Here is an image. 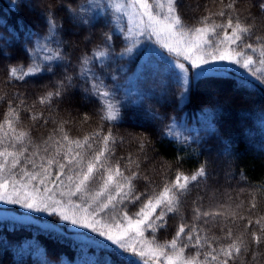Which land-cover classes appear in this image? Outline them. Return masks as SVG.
I'll list each match as a JSON object with an SVG mask.
<instances>
[{"label":"snow or ice","instance_id":"obj_1","mask_svg":"<svg viewBox=\"0 0 264 264\" xmlns=\"http://www.w3.org/2000/svg\"><path fill=\"white\" fill-rule=\"evenodd\" d=\"M11 2L16 8L36 10V5L30 0ZM221 4L218 11H208L200 16L195 25L189 26L184 19V0H85L84 4L75 7L61 0L55 6L41 9L39 14L44 21L43 33L29 32L26 40L31 47L23 48L27 68L22 64L9 65L5 82H24L28 78L56 75L55 68L65 59L62 49L66 43L63 39L64 17L58 19L56 14V8L60 7L65 9L67 22L73 27H94L101 21L108 26V31L102 33L101 42L91 54L86 52L79 57L81 72L75 76V79L83 81L82 94L99 102L101 121L113 122L121 118L120 106L115 100L120 85L116 84L115 75L111 76L113 84H106L103 71L98 74L95 66L100 65L103 70L109 62L126 56L131 58L130 54L144 37L148 41L155 37L153 43L160 46L157 49L147 43L142 45L145 64H149L153 57L160 58L164 71L182 88L178 98L180 104L188 99L192 87L189 68L195 69L193 77L199 78L236 65L253 77L264 78V67L254 69L256 63L264 66V36L255 35L257 17L249 9L248 15L242 19L237 7L238 0H221ZM254 7L264 26V0ZM215 17L221 18V22H215ZM125 18L126 27L123 26ZM254 35V43L246 42ZM117 36L123 37L121 43L126 45L120 52L115 51ZM0 41V56H7L5 49L11 45L3 34H0ZM49 44H54L55 48L48 47ZM162 50H167L168 55H164ZM77 88L80 86L74 83V77L64 74L56 81L53 91H47L38 98V103L50 107L53 100L58 98L61 103L67 100L71 106L73 92ZM141 102L133 101L136 104ZM23 103L14 104L9 100L7 111L0 120V202L55 217L47 225L54 231L64 223L84 229L85 232L76 233L77 237L98 248H111L119 255L130 257L127 264H261L264 259V251L261 250L264 248V215L252 217L253 210L257 208L255 196L246 210L243 201L235 208L220 205L216 209L205 210L197 194V199L192 201L191 221L181 213L193 189L199 188L202 182L207 187V181L214 171V168H210L213 164L211 159L205 158L190 174L177 170L175 179H164L162 187H152L155 180L147 170L143 174L141 172L144 165L154 160L150 155L154 147L147 136L137 138L138 152L135 156L128 153L127 163L123 167L120 160L112 163L117 140L111 128L106 133L98 128L83 139H73L65 129L69 121L61 120L47 140L42 142L44 147L41 149L40 145H33L30 131L21 127ZM35 106L34 102L25 111L32 113L33 121L44 119L42 112L32 111ZM148 111L153 118H159L151 109ZM214 111L202 110L207 120L204 129L207 136L215 131L213 121L209 119ZM83 119L87 122L90 118L84 114ZM175 123L173 121L168 125L162 135L179 141L180 137L176 136L173 126ZM194 131L196 136L184 137L185 143L189 140L198 145L207 143V136L202 137L198 130ZM29 145L34 147L31 156L27 155ZM50 147L54 149L51 153ZM41 151L45 155H40ZM207 151L211 153L213 149L208 147ZM221 152L231 155L230 142L223 144ZM37 157L39 164L36 163ZM182 159L177 156L176 162ZM159 167L161 173L167 175L173 165L169 163L165 166L161 161ZM54 168L58 170L54 172ZM53 176L55 179H51ZM96 180L99 181L98 187H91ZM140 180L148 185L143 191L137 189V181ZM49 183L52 187H49ZM57 192L59 199L56 198ZM137 203L140 204L139 210L129 215L127 206ZM109 209L113 211L109 212ZM242 210L248 214H242ZM169 214H180V222L172 238L160 243L156 232L168 227ZM104 215L108 216L107 220H104ZM240 222L245 223L243 230L237 233L231 225L238 228ZM217 228L222 235L215 234ZM149 231L151 239L145 237ZM210 231L211 236L208 234ZM88 233L95 234L99 239ZM134 240L135 244L132 243ZM191 249L196 251L189 256L186 252ZM85 264H111V258L90 260Z\"/></svg>","mask_w":264,"mask_h":264},{"label":"trees","instance_id":"obj_2","mask_svg":"<svg viewBox=\"0 0 264 264\" xmlns=\"http://www.w3.org/2000/svg\"><path fill=\"white\" fill-rule=\"evenodd\" d=\"M30 2L36 5L35 11H30L26 7H13L11 0H0V34H3L11 45L5 49L8 55L0 56V96H3V99H0V120L7 111L9 100L14 104L24 101L21 105V127L30 131L33 145H40L41 149L44 147L42 142L47 140L61 120L69 121L65 129L73 139H83L86 134L98 128H102L105 133L111 128L117 140L112 163L120 160L122 167L127 163L128 153L131 152L135 156L138 152L137 138L147 136L154 147V151L150 153L154 160L144 165L141 172L143 174L147 170L150 177L155 180L152 187L157 188L162 187L164 179H175L177 170L190 174L201 161L209 158L213 161L210 168H214V171L207 181V187L202 182L199 188H194L181 209V213L189 222L194 207L192 201L197 199V194L201 197L205 210L216 209L220 205H232V208H235L241 201L246 210L255 196L257 208L253 210L252 217L264 215V78L253 77L247 70L236 65L227 66L228 70L210 72L199 78L193 77V69L189 68L188 76L192 87L188 99L180 104L178 102L182 91L180 84L164 71L159 57H153L149 64H145L142 48L136 46L130 54L131 58L126 56L124 59L109 62L108 67L103 70L100 65L95 66L98 74L103 71L106 84L112 85L111 76L115 75L116 84L120 85L115 93V100L120 106L121 118L113 122L101 121L99 102L82 94L83 81L75 79V76L81 72L79 57L86 52L91 54L93 48L101 42L102 33L108 31V26L103 21L94 27H73L67 22L65 9L56 8L57 18L64 17L63 39L66 41L62 49L65 59L55 68L56 75L28 78L24 82H5L9 65L22 64L25 69L27 68L28 61L25 59L23 48L31 47L26 40L29 32L43 33L44 21L39 14L41 9L55 6L61 3V0ZM62 2L71 3L75 7L84 4L85 0ZM184 3L186 5L184 19L189 26L195 25L200 16L208 11L216 12L222 7L221 0H184ZM259 3L260 0H238L237 7L242 19L248 15V10H251L252 15L257 17L255 35L264 36V26L254 7ZM214 19L217 23L221 22L219 17ZM123 26H127L126 21ZM255 35L251 40L246 39V42L254 43ZM122 39L120 36L115 38L116 52H120L126 46L121 43ZM48 47L55 48V45L49 44ZM257 56L258 54L254 55V59ZM141 65L144 67H140ZM262 67L264 66L256 63L254 69L259 70ZM121 68L123 70H120ZM64 74L73 76L74 83L80 86L73 92L71 106L67 100L61 103L58 98L53 100L50 107L40 105L38 98L47 91H53L56 81ZM137 100L142 102L133 103ZM34 102L36 106L32 111L42 112L44 119L33 121L32 113L25 111V108L32 107ZM149 109L157 113L159 118H153ZM202 110H215L214 115L209 117L215 129L211 136H207L204 130L207 120ZM84 114L90 118L87 122H84ZM173 121L176 122L173 126L176 129V136L180 137L179 141L162 135ZM194 130H198L202 137L207 136V143L198 145L191 140L185 143L184 137L196 136ZM225 142L231 144V155L221 152ZM33 145L28 146L29 156L34 151ZM208 147L213 149L211 153L207 151ZM53 151L54 149L50 147L49 153ZM40 155L45 153L41 151ZM177 156L183 157L179 163L176 162ZM161 161L165 166L169 163L173 165L167 175L161 173L159 167ZM36 163H40L38 157ZM28 167L31 169L30 165ZM57 170L53 169L54 172ZM51 179H55V176ZM98 184L99 181L96 180L91 187H98ZM147 186L145 181H137L139 191H143ZM49 187H52L51 183ZM56 198H60L58 192ZM73 199L80 202L78 198ZM11 207L7 206L8 209ZM139 207V203L135 206L128 205L126 210L131 215L138 211ZM116 211L122 212L124 209ZM14 212L15 215L13 211L9 212L12 218H9L8 214L0 216V264H45V261L47 264H85L90 260H104L107 257L111 258V264H127L130 258L117 254L111 248L101 249L88 244L76 235L77 232H83L82 229L72 228L66 223L56 231L48 228L47 225L52 223L55 217L48 215L29 217L18 213L19 210ZM242 214L248 213L242 210ZM103 218L107 220L108 216L104 215ZM179 222L180 214H169L168 227L158 229L156 232L158 242L170 240ZM245 222H240L238 228L236 225L231 226L238 233L243 230ZM214 231L216 235H222L218 228ZM208 234L211 236L212 232ZM88 235L95 237L91 233ZM145 237L151 239L150 231L145 233ZM261 250L264 251V248ZM195 251L191 249L186 254L191 256ZM261 264H264V259L261 260Z\"/></svg>","mask_w":264,"mask_h":264},{"label":"rangeland","instance_id":"obj_3","mask_svg":"<svg viewBox=\"0 0 264 264\" xmlns=\"http://www.w3.org/2000/svg\"><path fill=\"white\" fill-rule=\"evenodd\" d=\"M125 21H126V25H127V20H126V18H125ZM153 41H155V37H153L152 38V41H148L147 40V37H144L143 39H142V41H141V44L140 45H137L139 48H142V45L144 44V43H147V44H149L150 46H152V47H155V48H157V49H159L160 48V46L158 45V44H154L153 43ZM163 52H164V55H168V53H167V50H162ZM231 66H233V65H231ZM231 66H228V67H231ZM137 70V69H136ZM138 71H140V70H138ZM222 71H224V70H221V72ZM193 72H195V69H193ZM7 206H15L16 208L15 209H12V207L10 208V209H8L7 208ZM16 210H19V212L18 213H21V215H25V216H29V217H31L32 215H37V216H47V214L46 213H34V212H30L29 210H27V209H23V208H21L19 205H9V204H5V203H3V202H0V216L1 215H7L9 218H12V216L10 215V213L9 212H12L13 211V213H14V215L16 214V212H14V211H16ZM22 211V212H21ZM17 216V215H16ZM70 226V225H69ZM70 227H72V226H70ZM73 228V227H72ZM77 229V228H76ZM81 231H83V232H85L86 230H84V229H82ZM91 234H93V233H91ZM93 235H95V234H93ZM95 237H96V235H95ZM97 239H99V238H97ZM132 243L133 244H135V240L134 241H132Z\"/></svg>","mask_w":264,"mask_h":264}]
</instances>
